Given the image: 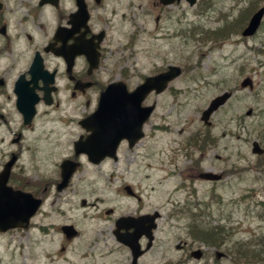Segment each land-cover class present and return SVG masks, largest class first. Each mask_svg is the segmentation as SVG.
<instances>
[{
    "label": "rangeland",
    "instance_id": "rangeland-1",
    "mask_svg": "<svg viewBox=\"0 0 264 264\" xmlns=\"http://www.w3.org/2000/svg\"><path fill=\"white\" fill-rule=\"evenodd\" d=\"M247 6L259 8L264 0H198L194 5L187 0L169 5L159 0L113 1L107 62L117 65L123 51L116 50L133 35V73L140 82L163 64L177 65L183 73L170 83V90L154 96L157 107L145 126L148 135L134 150L133 175L90 166L84 183L76 177L59 207L51 196L29 228L0 234V264H132L130 249L113 234L115 220L155 211L161 214L155 241L138 264H264V154L251 150L256 140L264 148V21L251 37L241 34L246 23L234 33L233 23ZM205 26L225 33H207L203 41L198 36ZM223 54L230 57L220 63L217 57ZM247 77L253 88L240 86ZM225 90L233 96L212 114L207 126L202 111ZM83 103L76 100L77 116L94 101L90 107ZM249 109L251 115L246 114ZM75 132L79 133L77 124ZM194 134L199 144L189 145ZM205 135L213 143L203 150L199 147ZM1 139L5 150H14L9 136L0 134ZM200 170L225 177L214 184L202 181L196 178ZM124 181L133 184L139 198L123 191ZM82 199L90 205L82 206ZM109 208L114 211L106 215ZM66 223L80 233L72 242L60 229ZM193 224L219 225L220 241L194 238ZM180 240L201 248L203 257L177 249ZM253 249L261 252L257 261L249 263L239 256L240 250ZM217 251L225 256L217 258Z\"/></svg>",
    "mask_w": 264,
    "mask_h": 264
},
{
    "label": "flooded vegetation",
    "instance_id": "flooded-vegetation-1",
    "mask_svg": "<svg viewBox=\"0 0 264 264\" xmlns=\"http://www.w3.org/2000/svg\"><path fill=\"white\" fill-rule=\"evenodd\" d=\"M113 1L0 0V134L9 136L14 146L5 150L0 140V169L16 151L23 160L15 165L18 171L11 172L9 183L41 197L44 204L52 196V203L59 207L76 177L84 183L90 166L129 178L133 175L139 142L122 139L114 154L100 164L75 151L77 139L88 135L80 121L94 111L91 101L97 104L101 92L115 81H125L130 91L139 85V75L133 73V37L117 50L123 51L118 67L107 62ZM165 70V66L155 68L154 73ZM76 100L90 109L77 116ZM109 139L106 134L104 150ZM65 160L78 164L67 183L62 178ZM127 185L132 189L128 181L122 183L123 188ZM188 246L183 242L182 250Z\"/></svg>",
    "mask_w": 264,
    "mask_h": 264
},
{
    "label": "water",
    "instance_id": "water-1",
    "mask_svg": "<svg viewBox=\"0 0 264 264\" xmlns=\"http://www.w3.org/2000/svg\"><path fill=\"white\" fill-rule=\"evenodd\" d=\"M160 1L163 4H170L176 0ZM188 1L191 4L196 2V0ZM263 14L264 7L253 15L249 25L243 31V35H252L256 31L261 23ZM180 73V68L172 66L169 71L165 73L147 77L145 82L131 93L127 91L124 85L122 87L121 82L110 85L107 90L102 93L97 111L83 121V125L87 129L92 130V134L87 140L77 142V153L81 151L86 152L89 158L94 162H99L106 153H110H105L100 148L105 130L113 132L116 142L124 137L134 141L140 139L143 136V124L154 109V105L143 107V100L153 89L159 93L162 92L166 88L168 82L177 77ZM241 85L243 87L248 85L252 86V81L250 78H246ZM230 96V92H224L222 95L213 99L210 106L203 112L202 119L207 124H210V115L223 105ZM251 112L252 110H249L248 114H251ZM106 113L108 115L107 118H105ZM116 142H110L109 144L116 145ZM80 147L82 149H79ZM253 152L262 154L264 150L260 147L258 142H254ZM14 161L15 158H13L6 165L5 170L0 173V231H7L15 227H28L30 218L41 205V199L35 198L30 193L14 190L7 185L10 168ZM74 169L75 166L73 165L70 172H68L66 166H64L65 178L69 177ZM201 177L217 180L222 176L205 172L201 174ZM111 212L112 210L107 211L108 214ZM158 216L159 213H155L154 215H143L137 218L132 216L121 217L117 220V229L114 233L120 242L131 248L133 264L137 263L139 256L144 252L139 243L143 235H147L149 238L147 249L151 247L153 240L152 230L157 227L155 219ZM130 228H134V230L129 232ZM122 229H125V231H122ZM63 230L68 238H72L77 234L73 226H64ZM221 255L222 253H218V257H221ZM193 256L200 258L201 251L198 250L193 252Z\"/></svg>",
    "mask_w": 264,
    "mask_h": 264
},
{
    "label": "trees",
    "instance_id": "trees-1",
    "mask_svg": "<svg viewBox=\"0 0 264 264\" xmlns=\"http://www.w3.org/2000/svg\"><path fill=\"white\" fill-rule=\"evenodd\" d=\"M224 33L225 32L222 31V34ZM227 34H229V31L227 32ZM196 139H198V137ZM192 233L194 237L200 240H204L205 242L211 244H217L220 241V237H221V231L211 227L206 228V227L195 226L192 228ZM240 252L243 255L239 253V256L245 257L246 261L249 263H253L254 261H257L259 257H261V252L254 249L248 251L240 250Z\"/></svg>",
    "mask_w": 264,
    "mask_h": 264
},
{
    "label": "bare ground",
    "instance_id": "bare-ground-1",
    "mask_svg": "<svg viewBox=\"0 0 264 264\" xmlns=\"http://www.w3.org/2000/svg\"><path fill=\"white\" fill-rule=\"evenodd\" d=\"M179 18H180V17H179ZM169 36L175 38V34H174V32H173V33L170 32V33H169ZM160 38H162V37H160ZM160 38H159V39H160ZM173 38H172V39H173ZM224 56L230 57L229 54H228V55H224V54H223V55H219V56L217 57V59L220 60V63H223V61H224ZM236 57H237V56H236ZM236 57H235V58H236ZM190 108H191V106L188 105V106H187V110H189Z\"/></svg>",
    "mask_w": 264,
    "mask_h": 264
}]
</instances>
